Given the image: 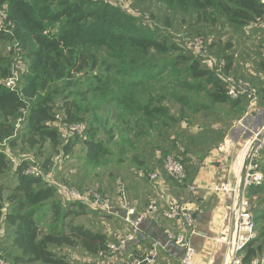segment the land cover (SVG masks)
<instances>
[{"label": "trees", "instance_id": "1", "mask_svg": "<svg viewBox=\"0 0 264 264\" xmlns=\"http://www.w3.org/2000/svg\"><path fill=\"white\" fill-rule=\"evenodd\" d=\"M178 1L185 6L192 4L196 12L205 13L208 16L206 20L209 21L210 10L218 17L226 18L235 27L264 21L263 0ZM57 2L54 8L52 0H0V13L5 10L7 15L5 20L0 19V44L10 46L9 55H4L0 48V177L14 168L5 151L14 156L13 150L17 142L28 146L30 150L49 142L57 150V154L66 155L82 143L86 147L88 162L100 164L106 160L105 156L107 158L112 154L98 135L109 125L105 119L109 106H114V109L118 107L130 109L132 113L130 117H136L138 123L135 139L128 142L124 139L120 147L129 148L127 153L134 149L133 161L138 163L143 158L144 150L137 146L136 139L148 135L154 129V123H159L161 116L166 114V109L154 105V101L144 102L131 97L128 99L127 96L130 94L120 91V86L124 87L123 83L119 88H114L110 85L111 77L107 78L102 73L95 75L99 60L88 48L93 44L104 43L107 39L123 42L120 43L122 48L120 51L127 50L135 56L131 61L133 69L147 65L152 51L168 54L180 48L175 43L159 39L132 33L126 35L125 32L134 25H129L127 21L122 22L123 15H120L119 10L101 1ZM117 25L122 27L119 28L120 31L113 27ZM222 57L228 60L229 72L232 58L226 55ZM19 60L26 67L25 72L21 74L23 82L16 89L7 88L5 81L13 77L14 65ZM189 61L192 62L187 63ZM179 64H188L186 71L190 73L193 86L201 87V84L206 82L212 87L208 93L211 104H228L235 107L240 101L249 102L245 97L238 101L228 97L224 83L209 69L201 66L199 60L180 54L167 63L172 69L177 68ZM182 72H185L184 69ZM84 75H89L90 79L87 88H77V82ZM61 82L65 84L63 89L58 88ZM83 93L92 95V99L86 104L78 100ZM259 93L264 95V89ZM60 97L62 99L59 107L57 101ZM203 108L212 109L213 112L216 110L215 106L211 107L209 104ZM23 110H26L27 114L22 123L24 128L19 131L17 121L22 117ZM58 111L62 116L58 115ZM117 111L124 114L121 120L126 122L125 111L120 109ZM117 111L112 117H118ZM180 120L185 119L179 118L178 121L173 118L171 122L177 123ZM62 123L85 125L84 136L76 135L64 143L60 130ZM167 123L163 121V127H167ZM123 130L129 132V129ZM163 137L169 139L170 135L164 134ZM163 144L160 143L155 149L164 160L176 149H166ZM148 145L151 146L153 143ZM4 146L6 148H3ZM48 163L49 161L47 165ZM26 167L27 163L22 160L19 167L14 169L15 182L9 187L10 195L6 199L0 188V219L4 217L7 228L13 230L11 245L4 251L5 256L1 257L6 258L11 264H74L56 250L79 247L90 256H97L106 250L109 242L107 233L96 232L82 225L68 226L64 223L68 218L80 215V211L73 210V207L78 206L85 211L88 207L65 202L57 196L56 189L48 187L41 179L26 175L24 173ZM260 170L264 174V152L260 160ZM261 194L264 195V183L249 190L254 217L257 226L262 225V232L258 239L246 248L243 256L245 264H251L254 259L264 256V208L258 209L256 205L263 204L257 203V198ZM6 204L9 210L6 209ZM66 205L71 209H64ZM46 206L55 220L62 223L61 226L55 224L47 233H42L36 216ZM258 240H261V243L257 244ZM1 246L0 244V251Z\"/></svg>", "mask_w": 264, "mask_h": 264}, {"label": "rangeland", "instance_id": "2", "mask_svg": "<svg viewBox=\"0 0 264 264\" xmlns=\"http://www.w3.org/2000/svg\"><path fill=\"white\" fill-rule=\"evenodd\" d=\"M57 1L58 0H52L54 8L57 6ZM85 1H101L118 9L120 15H123L121 21H127L129 25H134L133 28L128 29V32H125L126 35H131L132 33L133 35L159 39V41L175 43L180 48V50L170 51L168 54H160L152 51L150 54L151 59H148V64L137 69L131 67V61L135 56L127 50L124 52L120 51V49H122L120 43L123 42H114V39H107L104 43L93 44L88 48L99 60L95 75L102 73L107 78L111 77L110 85L114 88H119V85L123 83L124 87L121 88L120 86V91L129 93L130 95L127 96L128 99L131 97L134 100L144 102L154 101V105L162 106L166 109V114L161 116L160 122L154 123V129H152L148 135H144L143 138L136 139L137 146L144 150V152H142V157L146 156L148 161L158 163L159 165L163 164V156L158 154L155 148L160 143L163 144L162 140L164 134L169 136L171 133H174L169 127L176 128L175 126L177 125L171 122V119L176 118L179 121V118H182L185 119L188 125L194 126V123L191 121L193 114L204 113V115H208L212 113V109L205 110V108H203L208 104L211 107H217L215 104H211L212 102L210 101L208 93L210 89L212 90V87L208 83L203 82L201 87L193 86L194 83L190 80V73L186 71L188 64H179L177 68L172 69L167 65L169 61L176 59L180 54H184L188 58L192 57L199 60L201 66L210 70L209 63L212 59L226 58L222 56L235 53L238 54L240 60L246 61V64H249L254 69L255 67H263L261 60L262 50L264 49V21L252 23L244 27H235L226 18L218 17L213 10L208 11L210 15L209 21L206 20L208 16L205 13L199 14L196 12L192 4L185 6L178 0ZM113 27H116V31H120L119 28H122L118 25ZM249 31H252L250 38L243 39ZM198 38L203 39L204 51H194L191 49V47L197 44L196 41H198ZM0 48L4 55H9V44L1 43ZM191 62L189 61L187 63ZM183 69L185 72H182ZM18 71L19 76L15 81H18L17 85L19 86L23 82L21 74L25 72V69H18ZM88 76L89 75H84L80 77L76 87L86 89L90 81ZM7 82L8 79L5 83ZM64 85V82H61L58 88L63 89ZM61 99L60 97L57 101L59 107L61 106ZM91 99L92 95L84 93L78 97V100L82 101L83 104H86V102ZM255 107H253V109H255ZM119 109L125 111L127 117L126 122L121 120L124 114L117 111ZM115 111H117V118L116 116L115 118L112 117ZM131 114L130 109L124 110V107L114 109V106H109L107 108L105 119L108 120L109 125H107L105 129L103 128L104 130H101L98 135L100 139L102 138L104 146H106L112 154L107 158L105 156L104 159L106 160L102 161L100 164H91L88 162L86 147L82 143H79L66 155L65 153L57 154V150L53 148L52 144L49 142L42 147L38 146L31 150L28 149V146H23L21 142H17L13 154L18 161L23 160V157H25V162L27 163L26 169L32 164V162L27 161V156L31 157L40 165L44 179L53 180L57 185H68V187L74 188L82 193L100 187L103 194H111L106 192L107 186L112 187L115 184L118 189L119 179L125 181L126 177L134 176L129 173L127 169L129 165L134 163L132 155L135 150L131 149V151L127 153L126 151L130 150L129 148L122 149L120 147V143L124 141V139L127 142L135 139L136 124L138 121L136 117H130ZM257 114L264 116V110L257 112ZM58 115L62 116V113L58 111ZM163 121H166V123L169 121L167 127H163ZM22 123L18 128L19 131L24 128ZM251 123H253V120ZM202 127L206 129L208 126L204 124ZM123 129H129V132H125ZM256 134L258 133H252L248 141L253 140ZM206 137L208 138L207 142L212 138L207 135ZM63 141L67 143L69 140L66 141L63 139ZM148 143H153V145L149 146ZM164 147L177 149V145L175 144L171 146H169V144H164ZM3 148H6V146ZM242 150L239 155L241 158L244 155ZM179 152L174 154L180 155ZM184 153H182V157L180 156L182 159L184 158ZM57 158L59 160L56 161ZM241 158L239 161H241ZM47 161H49L48 165ZM16 164H19V162ZM13 167L12 171L0 177V188L3 190V197L5 199L10 195L9 187H12L15 182L14 169L17 167L15 165H13ZM149 173H144V179L150 176L151 173ZM124 181H122L123 184ZM42 182L46 183L45 181ZM46 185L48 186L47 183ZM60 186L62 185H59V187ZM57 196L60 197L59 193H57ZM257 199V203L263 202V204H256L257 208H264V195H259ZM254 201L256 202V197H254ZM69 207L70 206L66 205L63 208L68 209ZM6 209L9 210L8 204H6ZM73 210L80 211V215L65 220L64 223L68 226L82 225L93 231L105 233L109 230V226H112V223L115 222L112 218H109L113 216L101 215L100 212L92 211L89 208L85 211L75 206ZM36 218L42 233H47L53 225L57 224L61 226L62 223L60 220H55L48 206L42 209ZM0 228L3 234L0 238V244L2 245L0 256H5L4 251L11 245L13 230L7 228L4 217L0 219ZM261 232L262 225H259V236ZM259 243H261V240H258L257 244ZM56 251L59 254L65 255L67 259L74 264H82L85 262L99 264L98 262L103 261V259L97 256L88 255L79 247L57 249Z\"/></svg>", "mask_w": 264, "mask_h": 264}, {"label": "crops", "instance_id": "3", "mask_svg": "<svg viewBox=\"0 0 264 264\" xmlns=\"http://www.w3.org/2000/svg\"><path fill=\"white\" fill-rule=\"evenodd\" d=\"M251 33L252 31H249L243 39L250 38ZM228 56L232 58L230 74L244 79L258 92L263 89L262 60L263 67L254 69L246 64V61L240 60L238 54L231 53ZM258 95L255 109L250 107V102L244 101H240L235 107L216 104V110L208 115L193 114L191 121L194 126L188 125L185 120H180L176 123V128L171 129L174 133L170 134L169 139L164 138V144L171 146L175 142L177 149L171 154L180 151L182 157L185 151L182 160L189 178L186 184H179L168 177L163 171L162 164L148 161L145 159L146 156L138 163L134 161L129 165L127 170L134 175L133 177H126L125 181L121 179L126 187L128 204L136 207L140 212L146 210L151 203L165 207L175 201L180 202L186 209L201 208L202 213L196 216L198 235L191 240L196 250L194 264H226L227 248L219 242V239L229 229L231 230L232 222L228 216L235 200L229 194L209 188L220 186L222 183L234 185L240 178L243 165V157L239 156L241 150L252 133H259L264 127V116L257 114L264 110V95L260 93ZM204 124L208 126L206 129L202 127ZM206 135L212 137L209 142ZM154 171L160 173L159 181L152 182L149 177L144 179V173ZM106 190L114 198L111 214L113 217L109 218L115 222L105 233L109 242L117 243L130 229L122 220L126 212L120 202L117 186L115 184L112 187L107 186ZM176 226V223L165 221L161 217L157 220L143 221L135 240L128 243L122 253L114 255L115 259L109 262L112 264L116 261H118L116 264L127 262L130 257L142 256L150 252L154 245L158 244L159 264H181L184 250L168 242L165 234L167 228L176 229ZM2 236L0 232V238ZM103 262L106 264L107 259L98 263Z\"/></svg>", "mask_w": 264, "mask_h": 264}, {"label": "built area", "instance_id": "4", "mask_svg": "<svg viewBox=\"0 0 264 264\" xmlns=\"http://www.w3.org/2000/svg\"><path fill=\"white\" fill-rule=\"evenodd\" d=\"M264 1V0H263ZM7 15L5 10L0 13V19L5 20ZM201 40V41H200ZM197 44L191 49L194 51H204L203 39L198 38ZM262 61L264 63V49L262 50ZM228 60L226 58H214L210 61V71L214 72L217 79L222 81L225 85L226 94L234 101H238L245 97L250 102L251 108L258 104V91L247 81L242 78L235 77L227 72ZM25 69L24 63L19 60L14 65V75L5 83V86L10 89L18 87V81H15L19 76L18 69ZM264 89V86H263ZM27 114L26 110L22 111V117L18 120L17 127L24 121V116ZM60 128V127H59ZM61 137L66 141L74 138L76 135L84 136L86 127L83 124H61ZM243 165L240 170V178L232 185L230 183H222L220 186L210 187L220 193L229 194L235 202L233 203L228 219H231V230L222 235L219 242L227 248L226 264H245L243 260L244 252L248 245L256 241L259 237L258 226L253 213V202L249 197V190L252 187H259L264 183V175L260 170V160L262 152H264V127L256 134L253 140L248 141L243 147ZM7 157L12 164L18 167L21 161L9 152L5 151ZM28 160L32 162L25 170V174L36 179L45 181L49 187L54 188L59 193L60 198L65 201L79 203L88 207L90 210L100 212L104 215H111L114 208V199L111 194H103L100 187L90 189L85 193L68 187L64 184H56L53 180L44 179L40 165L36 163L31 157L27 156ZM59 160L58 158L56 161ZM23 161L25 157H23ZM19 162V164H16ZM164 173L179 184H186L188 174L184 162L180 155L170 154L163 162ZM150 181L155 182L160 180V173L154 171L149 176ZM45 183V184H46ZM59 185H62L59 187ZM118 194L121 204L126 212L123 216L124 224L129 227L130 231L121 237L117 243L108 242L106 250L98 253L97 257L100 259H107L106 264H112L109 261L115 259L114 255L122 253L128 243L135 240L139 228L143 221L151 219L157 220L160 217L165 221L176 223L174 228H167L165 230L168 242L181 247L184 250V255L181 259V264H194L196 258V250L191 240L197 236V219L196 216L202 213L200 207L193 209H186L180 202H172L167 206H162L157 203H151L146 210L139 211L136 207L128 204V197L125 186L121 179L118 181ZM160 252L159 245L155 244L150 252L142 256L130 257L127 262L121 264H159ZM118 263L116 261L113 264ZM0 264H11L6 258L0 256ZM100 264H105L100 263ZM251 264H264V256L254 259Z\"/></svg>", "mask_w": 264, "mask_h": 264}]
</instances>
